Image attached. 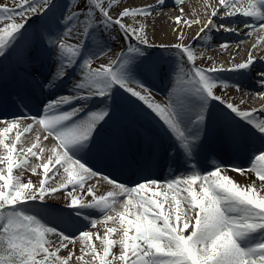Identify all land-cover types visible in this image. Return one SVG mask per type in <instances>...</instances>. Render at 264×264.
<instances>
[{"label": "snow or ice", "instance_id": "snow-or-ice-1", "mask_svg": "<svg viewBox=\"0 0 264 264\" xmlns=\"http://www.w3.org/2000/svg\"><path fill=\"white\" fill-rule=\"evenodd\" d=\"M182 3L0 4V264H264V0Z\"/></svg>", "mask_w": 264, "mask_h": 264}, {"label": "bare ground", "instance_id": "bare-ground-1", "mask_svg": "<svg viewBox=\"0 0 264 264\" xmlns=\"http://www.w3.org/2000/svg\"><path fill=\"white\" fill-rule=\"evenodd\" d=\"M136 3H156V0H135ZM219 3V0H183L181 7L184 8L186 18H196V19H204V14L206 12H210V9L206 8V5L213 4L216 5ZM165 14H170L172 17L177 15V11L174 10L173 0H167V7L163 9ZM155 15V14H154ZM241 19H245L241 17ZM251 22V21H250ZM156 36L153 37L156 39L157 43L160 42L161 39H173L170 29L175 27L174 24L171 23L168 15L160 16L156 22ZM233 25H229L232 27ZM243 25H239V29H242ZM238 29V30H239ZM198 30V26H192L191 30L185 28V31L189 33V35L194 34ZM264 38V33L254 32V34L250 37H247L243 43L236 40L235 37L229 36L227 40L229 41V47L227 50H220L218 48V43L222 41H214L210 48L205 50V56H212L218 62L220 61H231L234 57L237 62H239L242 58L246 57V53L250 50V46L252 43L256 42L257 39ZM239 45L240 50L237 51V46ZM257 53L264 54V40L260 43L259 47L256 49ZM256 84L254 78L244 81V87L240 92H237L235 88H230L227 91V95L235 96L237 98V102L240 99L246 101L243 105L244 108H259L261 104H264V98H260L256 95L257 91H264L258 88L257 86H253ZM154 92H158L162 97L164 95L161 87H157L153 89ZM14 135V133H13ZM36 161V160H34ZM38 162V161H36ZM42 175V169L39 170ZM236 176L238 180H242L243 177H240L239 174H233ZM35 176V175H33ZM53 204H60V201H50ZM95 231V230H93ZM78 247V246H77Z\"/></svg>", "mask_w": 264, "mask_h": 264}, {"label": "rangeland", "instance_id": "rangeland-1", "mask_svg": "<svg viewBox=\"0 0 264 264\" xmlns=\"http://www.w3.org/2000/svg\"><path fill=\"white\" fill-rule=\"evenodd\" d=\"M0 4H8L9 6H11V4H12V0H0ZM13 135V134H12ZM32 163H38V162H36V161H31ZM38 172H39V170H38ZM33 175H35V174H33ZM32 178L33 179H36V176H32ZM170 195H172V193H169ZM179 198V197H178ZM100 234L102 235L103 234V229H100ZM114 239H116V237L114 236L113 237ZM113 252L115 253V254H117L118 255V253H119V249H118V247H116V246H114V248H113ZM61 255H64L65 253L63 252V250L61 251V253H60ZM80 253H79V248L77 247V250H76V255H79ZM72 264H76V262H75V259L73 258V262H72ZM116 264H119V262L117 261L116 262Z\"/></svg>", "mask_w": 264, "mask_h": 264}]
</instances>
